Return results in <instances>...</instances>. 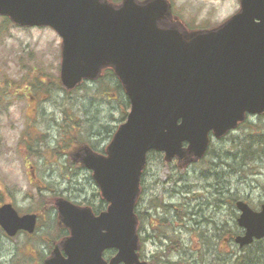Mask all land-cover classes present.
Wrapping results in <instances>:
<instances>
[{
  "label": "water",
  "instance_id": "water-1",
  "mask_svg": "<svg viewBox=\"0 0 264 264\" xmlns=\"http://www.w3.org/2000/svg\"><path fill=\"white\" fill-rule=\"evenodd\" d=\"M239 11L220 26L185 34L160 27L170 14L167 0H0V15L19 26H45L61 38L59 78L71 89L111 67L129 102L126 119L99 155L84 149L105 210L93 215L59 198L56 208L69 229L62 249L44 264H147L139 260L134 205L149 151L165 160L200 159L208 134L223 136L245 114L264 112V0H239ZM183 144H186L184 147ZM234 237L241 248L264 238V202L253 210L235 202ZM34 214L0 206L8 235L31 233ZM114 249L108 261L102 253Z\"/></svg>",
  "mask_w": 264,
  "mask_h": 264
},
{
  "label": "rangeland",
  "instance_id": "rangeland-1",
  "mask_svg": "<svg viewBox=\"0 0 264 264\" xmlns=\"http://www.w3.org/2000/svg\"><path fill=\"white\" fill-rule=\"evenodd\" d=\"M170 4L185 28L222 23L239 8L238 0H170ZM60 44L51 28L20 27L0 16V203L10 202L19 212L39 213L31 234L8 238L0 232V264L37 263L34 256L45 257L47 245L51 248L62 238L58 215L49 206L57 196L91 204L95 210L104 206L88 171L67 167L70 162L67 165L63 150L57 154L48 149L37 151L47 146L60 148L71 137L103 149L128 110L116 79L104 71L72 91L60 89L56 84ZM247 123L264 127V113L249 116ZM242 130H232L230 135L237 137ZM32 137L42 143L28 149ZM231 147L227 136L210 138L205 161L180 169L164 161L163 154L148 156L142 176L144 189L139 191L135 211L140 218L146 212L155 221L140 219L141 259L152 261L153 254L162 260L157 264H208L213 259L222 261L224 253L236 249L226 241L225 232L241 231L234 225L238 211L224 194L235 199L234 203L241 200L258 209L264 201V155L260 157L264 147L256 149L259 154L254 161L242 165L243 173L244 169L249 172L241 177L226 166L240 165V151L229 150ZM227 151L234 158L226 157ZM217 155L225 157L226 163H219ZM153 199L165 208L152 209ZM160 220L168 221L169 228L164 230L171 243L168 237H154L161 232ZM255 245L253 250L258 248Z\"/></svg>",
  "mask_w": 264,
  "mask_h": 264
},
{
  "label": "trees",
  "instance_id": "trees-1",
  "mask_svg": "<svg viewBox=\"0 0 264 264\" xmlns=\"http://www.w3.org/2000/svg\"><path fill=\"white\" fill-rule=\"evenodd\" d=\"M112 3L116 4L114 2H112ZM105 71H106L107 75H110V76H112V77H114L116 79V76L114 75V73H113V71L111 69H108V70H105ZM116 81H117V79H116ZM56 84H57V86H59L58 80H57ZM125 105L126 106L128 105L127 100L125 102ZM255 126H256V128H254ZM76 127H77V125L73 126V128H76ZM239 129H243L241 135H238L236 137L234 135H230V132H227L225 137L227 136L232 141V147L229 150H231L233 148H236V149H238V151H240L239 152L240 157L238 158L239 161H240L239 162L240 165L235 167V166H232V164H227L225 162V160H224L225 157H221L219 155H217L216 159H218V162L221 163V164L226 163V166L231 168L233 173L236 171V173L240 174L239 176L241 177V176H243V174H246V173L249 172L248 169H244V173H243V170L241 169L242 165L246 164L247 162L254 161L255 159L253 157H255V155L257 156L259 154V153L257 154L256 149L259 146H261V145L264 147V127L259 125V124H257V123L256 124L255 123L249 124V123H247V121H244L241 124H239L235 130H239ZM80 141H81V137H80ZM80 141L76 140L74 137H71L70 141L69 142H65L64 143L65 146H63L62 148L61 147L60 148H58V147L50 148V147L47 146V148H39V149H37V151L39 153H41L43 150L48 149L50 154H57V153H59V150H60V152H62V150L66 151L68 147H70L72 145H75V144H79ZM41 143H42V141L38 142V138H35L33 140L34 146L35 145H39ZM228 151L226 152V154H227L226 157H230L231 156V157L234 158V154L233 153L228 156ZM208 152H209V149L207 150L206 154H208ZM152 153H156V154L161 155L158 152H152ZM150 155H151V153L149 154V156ZM262 155H264V152L261 153L260 157H262ZM204 161H205V158H203V160L198 161L197 164L199 162H204ZM213 165H215V164H213ZM210 166H212V163H210ZM174 168L178 169L177 166H174ZM252 173L254 174V171L253 172L251 171V174ZM73 188L76 190L75 187H73ZM217 195L220 196V197L222 196V194H217ZM98 196H99V194H98ZM224 196H225L226 202L230 203L228 201L230 199L231 204L234 205V200L235 199H233L231 197L229 198L225 194H224ZM99 200H100L101 204L103 203L102 206L105 205L104 201L101 198H99ZM50 205L53 206V204H50ZM160 206H161L162 209L165 208L164 205H162L159 200L156 201L155 199H153L151 208L156 211V209L158 207H160ZM175 213H177V216H178V212H175ZM135 217H136V221H137L136 229H137L138 240H139V245H140V248H139V254H140V249H141V246L143 244L142 236H141L142 227L140 228V219H141L140 218V213L135 211ZM154 217L157 218V216H154ZM146 218L148 220L155 221V220L151 219V216L148 213L146 215ZM159 224L161 226L160 234H164L165 236H160V234L158 233V234H155L154 237L157 238V239H159L161 237L167 238L168 234H167V232L165 233V230H164L165 228L164 227L169 228L167 226L168 221L167 220H160ZM235 224L236 223L234 222V225ZM235 228H237L236 225H235ZM217 229H218L217 233H219L220 229L219 228H217ZM145 230H144V232H145ZM227 230L228 231L225 232L226 241L232 242L234 244L233 237L237 234V232L235 230H229V229H227ZM168 239H169V242L171 243L172 239H170L169 237H168ZM253 243L256 244L255 245L256 247H258L257 249L253 250L251 248V246L253 244H251L249 246H246V247H243V248H238L234 244L236 246V249L231 251V252H229V253H224V259L222 261H218L217 259H213L208 264H264V240L263 239L262 240H258V241H255ZM169 248L170 247L167 246L166 250L169 251L170 250ZM177 251H179V250H177ZM164 254H165V252H164ZM159 261H162V260H160L159 257H156V256H154L152 254V261H148V263L149 264H157ZM161 264H163V262H161ZM168 264H171V263H168Z\"/></svg>",
  "mask_w": 264,
  "mask_h": 264
},
{
  "label": "flooded vegetation",
  "instance_id": "flooded-vegetation-1",
  "mask_svg": "<svg viewBox=\"0 0 264 264\" xmlns=\"http://www.w3.org/2000/svg\"><path fill=\"white\" fill-rule=\"evenodd\" d=\"M174 22L176 23V24H174ZM173 24L174 25H177L178 26V30L179 31H181L182 33H185V34H190V33H193V32H203V31H207V30H211V29H214V28H216V27H218L219 26V24L217 23V24H213V25H208V26H206V25H204V26H200V27H190L191 25L189 24V27L188 28H185V26H183L182 24H180V22L179 21H177V19L176 18H171V19H169V20H164L161 24H160V26L161 27H163V28H169V27H172L173 26ZM193 26V25H192ZM33 112L32 113H34V109L32 110ZM24 140L26 141L27 140V137H24ZM103 151H101V153H102ZM18 213L19 214H22V212H19L18 211ZM36 213V222H37V219H38V217H39V215H38V213L37 212H35ZM96 213V212H95ZM146 215H147V213L146 212H143V214H141V218H144V219H146ZM17 234H25V235H28L27 233H24V232H17ZM66 235H68V231L65 229L64 231H63V236H62V238L57 242V243H55L51 248H50V246L49 245H47V255L45 256V257H38L37 255H35L34 256V259H33V262L34 261H36L37 263H34V264H43V261H44V259L45 258H47V256L48 255H50L52 252H53V250L55 249V247H57L58 248V251H59V253H61L63 256H64V253H63V250H62V248H61V242H62V240H63V238L66 236ZM42 239H44L43 237H42ZM44 242H48V240L47 239H45V241ZM52 250V251H51Z\"/></svg>",
  "mask_w": 264,
  "mask_h": 264
}]
</instances>
